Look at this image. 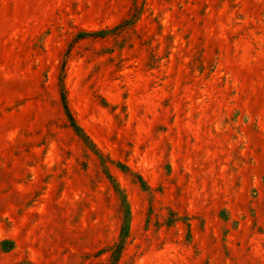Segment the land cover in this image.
<instances>
[{
	"label": "rangeland",
	"instance_id": "obj_1",
	"mask_svg": "<svg viewBox=\"0 0 264 264\" xmlns=\"http://www.w3.org/2000/svg\"><path fill=\"white\" fill-rule=\"evenodd\" d=\"M0 264H264V0H0Z\"/></svg>",
	"mask_w": 264,
	"mask_h": 264
}]
</instances>
